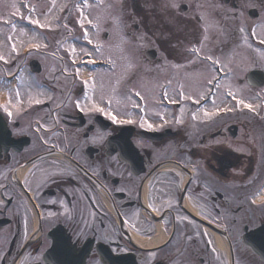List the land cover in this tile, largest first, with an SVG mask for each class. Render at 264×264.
<instances>
[{"label": "flooded vegetation", "instance_id": "flooded-vegetation-1", "mask_svg": "<svg viewBox=\"0 0 264 264\" xmlns=\"http://www.w3.org/2000/svg\"><path fill=\"white\" fill-rule=\"evenodd\" d=\"M262 1L250 0L255 5ZM242 2L229 0L238 9ZM109 4L104 12L91 7L90 15L106 17L100 31L103 40L114 45L126 41L127 30L172 31L176 19L179 25L199 23L207 10L206 0H104L105 7ZM52 33L59 35L54 29ZM49 42L40 73L28 70L27 85L3 91L11 98V115L3 107L0 114L16 145L0 154V264H42L53 245L59 251L57 264H78L74 255L81 250L84 264H116L101 262L97 244L106 245L111 255L131 252L137 264H264V239L254 233L264 230V199L255 195L264 193V109L238 106L204 117L199 109L213 111L212 103L197 105L172 91L183 84L186 92L193 78L186 73H196L192 69L201 64L173 67L193 58L175 48L165 54L159 39L153 38L157 54L152 62L142 63L144 81L136 87L144 99L139 110L127 108L119 116L134 123L116 124L102 113L76 107L77 101L88 103L86 94L98 97L99 92L79 81L63 42L57 37ZM227 63L238 66L237 61ZM165 88L177 103H159L158 91ZM224 104L217 102L218 107ZM141 117L154 128H141ZM121 126L134 128L129 137H120L131 144L123 153L107 147ZM139 130L153 132L157 139L139 138ZM25 177L30 186L23 184ZM150 192L157 206L173 198V207L150 213ZM128 233L147 242L165 237L166 242L136 248ZM63 248L77 262L61 261Z\"/></svg>", "mask_w": 264, "mask_h": 264}, {"label": "snow or ice", "instance_id": "snow-or-ice-1", "mask_svg": "<svg viewBox=\"0 0 264 264\" xmlns=\"http://www.w3.org/2000/svg\"><path fill=\"white\" fill-rule=\"evenodd\" d=\"M0 3H3V0H0ZM174 7L176 5H173ZM24 7L28 8L29 13H35L37 11V8L29 3H25ZM56 7V0H50L49 6L44 9L41 12V15L43 16V20H41L38 17H34L33 15H28L27 19L28 22L32 25H35L37 28L40 29H48L52 30L53 24L51 23L50 20V14L52 13L53 9ZM74 7L78 10L79 12V19L77 20V23L79 27L83 30V39L87 41L88 44L93 45V49L89 50L86 47H82L79 49V53L77 52V48L75 45H69V52L72 55V63L77 64L78 61L75 59V57L78 54H82L85 59H82L79 61V63L82 64H94L96 63V59L94 58L95 55H99L101 57H105V60L107 63L115 65V60L111 58V55H105V48L104 45L97 41L94 43L93 39L91 38L89 31L85 27V21L87 22L88 25H91L93 28L96 29V36L98 37L99 31H100V25L103 22V20L106 18L103 15H97L94 18H89L87 16L83 9L85 8H91V7H96L101 9V12L106 11L107 8H111L112 5L109 4L105 7L104 5V0H95V4H90L89 0H82V3H76ZM11 8L14 9V14H19V7L17 6L16 3L11 4ZM67 10V5H62L60 7V11L63 12ZM52 19H57L56 17H52ZM203 19V17H202ZM114 23H118V18H113ZM10 23V21H8ZM64 27L69 28L67 24L64 25ZM207 28H205V32H207ZM239 32L241 34L245 33V28L240 27ZM69 32H71V29L69 28ZM12 33H17V26L13 23L11 24V30L10 33L6 35L5 40H0V61H5V55L2 51V48L4 47V44L6 42L10 43V51L11 53H19V48L17 44H19L20 48L24 47L27 45L30 49H40L42 47H46V45L38 42L39 41V36L37 33L32 32L29 33L27 30L24 28H20L18 31V36L19 40L17 41L16 36H14ZM5 34L0 30V36H4ZM250 36L255 37V39L259 42V44L264 45V26L260 28L259 31L255 27H253L250 31ZM205 40L208 39L207 35L204 37ZM242 39L244 40V43L251 48L252 45L249 43V36H242ZM111 47V46H110ZM117 48L120 47V45H116ZM204 45L201 43L199 47L193 46L192 48L188 49L190 54L193 56V59L189 60L187 62V65H173L175 68H181V67H186V66H191V65H196L198 62L199 63H205V62H210L208 64L207 68V75H204L203 73H195L196 77L203 76L204 77V84L203 87L196 90L195 96L191 92H185L184 90V85L180 84L177 89H173V93L178 95L179 98L181 99H187L193 101L195 104H200V102L204 99L207 98L208 95L213 94V88L215 89H221L222 87H227V92L226 93H221L220 96H218L216 99H213L212 104H213V111H208L206 109H199V111H202L204 114V117L206 118H211L213 116H216L220 113H227L234 111L236 107L238 106H243L244 108L248 109L249 111H255V108L252 103H247L244 98L237 97V92L242 91V89H236V91H233L232 88L233 86L231 84L228 85H222L220 79L218 78L217 72L219 70H222L224 67H227L226 64H223L221 60L218 57H215L211 53H205L203 51ZM264 55V54H262ZM219 66V68H217ZM128 69L132 68V64L129 63L126 66ZM231 71V69H229ZM76 76H80V69L77 68L75 72ZM193 76L192 73H186V77L191 78ZM81 83L84 85L85 88L91 89L93 93L99 92L98 97L96 95H88L86 94V99L88 101L87 104L81 105L79 101L76 102V107L79 108L82 112L86 113H102L107 116L109 120H111L113 123L116 124H132L134 123L133 120L131 119H120L119 115L114 112L113 109V102L115 101V104L117 106L121 104H131L132 107L137 108L140 107L138 103H135L132 99V96L135 95L136 97H139L140 100L144 99V95L140 91H136L134 89L129 90V94L124 96L123 98H118L117 97V89L116 87H113L111 89L110 94H106L104 91V85L100 83L99 89H97V79L96 76L94 75H88L86 78H84ZM117 85L120 83L119 79L116 81ZM169 85L171 84V80L167 82ZM212 86V87H209ZM20 93L17 90L16 91V97H19ZM164 99L169 100L170 103H177L176 99H171L169 97V93L167 88L164 89ZM231 98V100L235 101V104H233L231 107H229L227 104H224V97ZM217 99L220 100L222 104H224L223 107H218L217 106ZM31 103V101H29ZM36 103H40L39 100L35 101ZM11 103V98L9 99L8 103L5 104H0V107H3L4 111L9 112V104ZM17 104H19V100H17ZM141 112L144 111L143 108L140 109ZM9 115L11 113L9 112ZM126 115L131 116V113H126ZM192 118L195 120L197 118L196 113H192ZM160 119L164 120V116L160 115ZM177 122H181L179 119H177ZM167 123V121H165ZM140 127L144 128L147 127L148 129H153L154 125L150 123L148 120L144 119V117H141L140 119ZM69 171V170H65ZM70 174V171H69ZM23 184L25 186H30L31 182L27 177L24 178ZM178 186V185H177ZM0 188H4V185L0 183ZM39 188V184L37 185V189ZM258 197H261L264 199V193L258 192L255 194ZM150 196V202L147 205V210H150V213H161L163 211H167L173 207V198H170L167 204H161L160 206H157L155 203V198L152 196V193H149ZM252 203H256V200L253 199ZM67 211V209H66ZM161 219H164V216L161 215ZM183 219H188L187 216H184ZM130 222V221H126ZM165 223L167 221L165 220ZM135 227V224L133 223L132 225ZM207 235V233H204ZM82 235V234H81ZM209 244L212 243L211 240L208 241ZM213 252L216 251L215 247L212 249Z\"/></svg>", "mask_w": 264, "mask_h": 264}, {"label": "rangeland", "instance_id": "rangeland-1", "mask_svg": "<svg viewBox=\"0 0 264 264\" xmlns=\"http://www.w3.org/2000/svg\"><path fill=\"white\" fill-rule=\"evenodd\" d=\"M68 2H69V4H71L72 5V0H56V7L53 9V11H52V13L50 14V20H51V18L53 17V15H54V13H55V10L57 9V8H60L62 5H66V4H68ZM12 3H16L17 4V6L19 7V14H15L14 16H16V17H21V16H23V12L25 13V18L27 19V8L26 7H24V4L25 3H29V4H31V5H33V6H35L36 8H37V11L35 12V13H33L34 14V17H38V18H40L41 20H43V16L41 15V12L44 10V9H46L48 6H49V4H50V0H3V3H0V20H7V18H8V13L9 12H11V11H15L14 9H12L11 8V4ZM75 8V7H74ZM71 13L72 14H79V12H78V10H76V8H75V11H73V10H71ZM25 18H23L22 19V21L24 20L25 21ZM65 24H66V20H65ZM88 24H87V22L85 21V27L87 26ZM69 26V28L71 29V32H69V28H67V29H61L60 31H61V33H62V36H63V34L65 35L64 37H63V39L67 36V34L69 33L70 35L71 34H76V29H74L73 27H71L70 25H68ZM20 28H24V27H19V28H17V29H20ZM261 28V27H260ZM260 28H258V29H260ZM25 29V28H24ZM0 30H2V32L5 34L4 36H0V40H5V37H6V35L7 34H9L10 33V30H11V28L9 29V30H7V29H5V28H2V25H0ZM18 31L19 30H17V33H12L14 36H16V38H17V41L19 40V36H18ZM110 32H111V30H109ZM112 33V32H111ZM132 33V35H135V32H131ZM141 38L143 37V35H139ZM59 39H62V38H59ZM128 45H130V44H128ZM17 46H18V48L21 50V48H20V46H19V44H17ZM145 46L143 45L142 47H128L127 48V54H129L130 53V55H128L129 56V58H128V61H127V63H126V66L129 64V63H131L132 64V68L131 69H128L127 67H126V71H127V69H128V71H127V75H125L127 78H130V76H131V74L133 73V71H134V69L138 66V62H137V60L138 59H136V60H134L135 58H132V55H141L142 54V49L144 48ZM244 52H246L247 53V55L249 54L248 52H250L248 49H246V47H244V48H241ZM2 51H3V53H4V55H5V58H7V59H9V57H11L12 55H13V53H11V51H10V43H8V42H6L5 44H4V47L2 48ZM123 52H124V50H123ZM123 54H125V52L123 53ZM41 55H43V54H40V55H38L37 57L39 58ZM126 55V54H125ZM256 58H259V61H258V63H259V65L262 67V68H264V55H262L261 53H256V51H254V59H256ZM46 58L45 57H43V58H41V60H45ZM15 69V68H14ZM114 69V68H113ZM120 70L121 69H119V68H117L116 70H115V72H99V73H97V76H96V79L97 80H99V79H102L103 77L105 78L104 79V81L107 83V84H103L104 85V87L107 89V91L108 92H111V89L113 88V87H116V89H117V97L118 98H120V96H121V91L119 90L120 88H121V86H122V84H121V75L122 76H124L123 75V72L121 71L120 72ZM125 74V73H124ZM22 78L24 79V80H26V77L22 74ZM119 79V81H120V83L117 85V83H116V81ZM97 87H99V85L97 84ZM240 97H242V98H244L245 99V101L246 102H249V103H251V102H253L254 100H253V97L252 96H250V95H241ZM264 101V99H261L260 100V102H263ZM113 109H119V106H117L116 104H115V101L113 102Z\"/></svg>", "mask_w": 264, "mask_h": 264}]
</instances>
